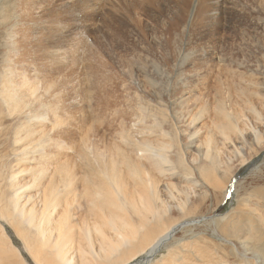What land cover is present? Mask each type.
<instances>
[{
	"label": "rangeland",
	"instance_id": "obj_1",
	"mask_svg": "<svg viewBox=\"0 0 264 264\" xmlns=\"http://www.w3.org/2000/svg\"><path fill=\"white\" fill-rule=\"evenodd\" d=\"M0 19V85L5 71L21 87L36 72V79L43 82L37 93L49 95V100L55 99L62 107L58 126L51 113L47 114L49 123L55 125L51 133L67 143L59 159L52 157L50 162H70L84 138L106 156L117 144L131 158H144L137 142L119 140L120 132H131L137 140L143 124L155 126L163 121L165 141L171 140L174 146L170 154L176 162L182 156L188 176L199 183L200 160L193 141L211 130V141L221 147L224 163L219 175H223L218 177V189L209 188L201 212L192 210L195 214L192 217L190 211L189 216L197 220L204 214L212 219H200L185 230V226L177 227L172 237L191 247V254L200 245H208L205 253L211 255L206 256L211 262L264 264V0H0ZM11 31L17 35L11 38ZM52 51L54 59L50 58ZM49 84L48 92L44 91ZM223 114L247 133L249 139L242 145L223 142L219 127L226 129L224 124H228ZM4 116L3 128L12 124L7 127L14 130L17 118ZM253 128L260 143L251 136ZM195 129L197 134L189 137ZM1 138L0 151L13 152L5 158L8 165L31 166V159L23 154L13 155L19 149L12 150V145L18 148L20 144L10 140L8 147ZM177 170L179 175L170 181L180 189L191 181ZM198 186L194 190L200 193L206 188ZM170 211L172 221L178 211ZM228 214L235 222L250 219L246 225L253 223L250 230L258 242L255 258L241 257L239 243L223 230ZM0 224L23 259L33 264L13 229L2 219ZM188 229L195 234L191 236ZM192 243L199 244L197 249ZM176 245L179 250L164 248L160 253H186ZM160 253L156 260L164 259ZM179 257L178 263L193 259L185 262L187 258ZM142 258L128 264H141ZM176 262L170 259L167 263Z\"/></svg>",
	"mask_w": 264,
	"mask_h": 264
},
{
	"label": "bare ground",
	"instance_id": "obj_2",
	"mask_svg": "<svg viewBox=\"0 0 264 264\" xmlns=\"http://www.w3.org/2000/svg\"><path fill=\"white\" fill-rule=\"evenodd\" d=\"M180 9L184 11L183 8ZM16 35V32H10L11 38ZM55 55V51L50 52L51 59ZM1 78V143L11 140L12 143L20 144L21 146L15 148L17 145L9 142L8 147L12 145L14 151L19 149L13 155L23 154L32 162H29L31 166H24L22 162L8 165L5 158L13 152L0 151V219L13 229L33 264H128L139 257H143L141 264H169L167 262L170 259L177 261L173 264H245L244 260L234 263L209 261L206 258L209 253H205L206 250L209 252L208 245H200L199 251L192 253L195 255L192 256L189 251L191 247L189 249L181 245L172 237L177 227L185 226V230L200 219H212L202 213L197 220L189 216L192 210L201 212L202 202L211 192L209 188L213 191L218 189V177L223 175H219L224 163L220 161L221 147L211 141V130L207 129L201 140L196 137L194 139L197 141H193L197 142L193 147L200 160L197 166L201 179L199 183L197 179L188 176V166L184 158L177 156L176 162L170 154V149L174 146L171 140L165 141L164 135L167 133L163 130V121L157 122L155 126L143 124L137 130L142 134L137 140H134L135 135L131 132H120L119 140L125 144L137 142L135 146L146 154L144 158H131L125 149L115 143L110 155L106 156L89 143L88 138H84L80 141L79 150L71 159L72 162H50L52 157V160L59 159V154H63L61 151L67 144L51 133L55 125L50 124L47 119V114L51 113L54 119L52 121L56 125L60 123V107L57 101L49 100V95L42 97L37 93L43 83L38 79H33L25 87H21L14 83L10 71L1 73ZM24 79L29 81L25 75ZM50 86L51 84L43 87L44 91ZM220 112L224 110L221 109ZM4 114L17 118L14 130L7 127L10 124L5 125L6 120V127L3 128L1 118L5 117ZM254 114L261 117L256 110ZM223 115L228 122L224 124L226 129L219 127L223 142L242 145L246 142L247 133L240 130L229 115ZM196 130L189 133V137L195 136L199 131ZM253 131L251 136L260 143L254 128ZM151 134L154 136L151 137ZM68 147L71 149L70 145ZM73 149L74 147L72 152ZM197 158L192 159L197 161ZM177 167L184 179L190 180L194 185H202V188L206 187L201 191L203 194L194 190L197 186L187 185L191 183L189 181L180 189L176 188V183L170 179L179 175ZM221 187L224 189V184ZM197 194H201L198 195L200 198ZM170 210L178 211V217L172 221H169ZM192 214L193 212L190 214L193 217L195 213ZM213 220L218 221L217 218ZM223 220L227 223L223 230H228L229 237L235 238L236 244L239 243L236 247L241 249V257L248 258L251 255L255 258L257 254L254 249H257L258 242L251 232L253 223L252 227L246 225L250 219L235 222L232 215L228 214ZM193 231L191 230V236ZM176 243H179V247L183 246L180 249L186 253L177 251L176 255L169 252L166 256L160 253L164 248L171 249L172 252ZM177 247L174 250H179ZM159 253L164 259L156 260ZM179 256L187 258L185 262L189 258L193 259L188 263H183L184 260L178 263ZM24 259L0 224V264H28Z\"/></svg>",
	"mask_w": 264,
	"mask_h": 264
}]
</instances>
